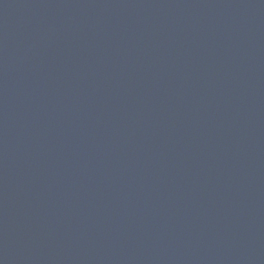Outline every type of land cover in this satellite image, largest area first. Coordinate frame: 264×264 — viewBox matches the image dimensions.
I'll use <instances>...</instances> for the list:
<instances>
[{
	"label": "water",
	"instance_id": "obj_1",
	"mask_svg": "<svg viewBox=\"0 0 264 264\" xmlns=\"http://www.w3.org/2000/svg\"><path fill=\"white\" fill-rule=\"evenodd\" d=\"M0 264H264V0H0Z\"/></svg>",
	"mask_w": 264,
	"mask_h": 264
}]
</instances>
